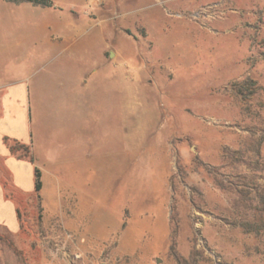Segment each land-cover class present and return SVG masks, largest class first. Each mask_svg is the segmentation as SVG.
<instances>
[{
  "label": "rangeland",
  "instance_id": "obj_1",
  "mask_svg": "<svg viewBox=\"0 0 264 264\" xmlns=\"http://www.w3.org/2000/svg\"><path fill=\"white\" fill-rule=\"evenodd\" d=\"M48 1L0 3L45 208L0 167V264H264V0Z\"/></svg>",
  "mask_w": 264,
  "mask_h": 264
},
{
  "label": "crops",
  "instance_id": "obj_2",
  "mask_svg": "<svg viewBox=\"0 0 264 264\" xmlns=\"http://www.w3.org/2000/svg\"><path fill=\"white\" fill-rule=\"evenodd\" d=\"M7 4L10 14L13 12L14 7H18L20 3H14L11 1L0 0V3ZM29 3V2H27ZM17 9V8H14ZM2 11H0L1 20ZM9 27V25H6ZM3 29V24L0 21V31ZM10 29V28H7ZM104 60L109 59V52L107 49L103 52ZM0 86V167L8 174L11 182L17 189H22L31 196H35L34 192V167L35 163L30 162L26 158H19L16 154L12 153L10 147L5 142L6 139H14L18 144L26 146L28 145V134L26 130L27 120H25V101H26V89L22 80L19 82L10 83L6 86V90L2 91ZM26 143V144H25ZM34 157V155L32 154ZM35 159V157H34ZM39 168V167H38ZM40 172L42 170L39 168ZM59 188H57L58 197V210L59 216L62 215L61 205L62 198ZM0 187V211L3 206H8L10 214L0 215V224L4 225L10 232H18L20 230V222L18 220V213L16 206L14 207L9 201L2 198V192ZM41 191V190H40ZM40 195V192H39ZM27 197V195H26ZM30 197V196H29ZM41 198V197H40ZM41 207H43L41 200ZM45 209V208H44ZM1 214V213H0Z\"/></svg>",
  "mask_w": 264,
  "mask_h": 264
},
{
  "label": "trees",
  "instance_id": "obj_3",
  "mask_svg": "<svg viewBox=\"0 0 264 264\" xmlns=\"http://www.w3.org/2000/svg\"><path fill=\"white\" fill-rule=\"evenodd\" d=\"M6 1H11V2H14V3H21V2H29L31 3L32 5H39V6H43V7H46V6H51L52 3L49 2L48 0H6ZM248 84L245 86L247 88ZM250 86V85H249ZM253 87H250L249 88V91L251 90L252 91ZM264 140V136L263 137H259L251 146H250V150L252 152L255 153L256 156H259V147L261 145V143L263 142ZM10 150L12 151V153L16 154L19 158H26L28 159L30 162L32 163H35V159L34 157L32 156V154H30V151H29V148L26 147V146H23L21 144H18L17 142H14L13 145L10 146ZM22 150L21 153H19L20 151ZM234 154H230L228 156V158L230 160H233V161H240L241 158L239 155L237 158H235L234 155H238L240 154V152L238 150H235L233 152ZM258 159V158H257ZM258 161L255 160L254 162V165L255 167H258ZM263 172H264V168L262 169ZM214 169H209V172L211 174L214 173ZM214 175V174H213ZM215 176V175H214ZM40 177H41V172L39 170V168L37 166L34 167V192H35V196L36 198L38 199V207L40 208V210L42 209L41 207V198H40V195H39V192L41 190V187H42V183H41V180H40ZM215 185L221 189H225L226 187H231V182L229 183H226L222 180H219V179H215ZM242 181V180H241ZM231 185V186H230ZM234 185H240L238 189L239 193H241L242 195L244 196H247L249 193H250V190L252 186L249 185V183H246V181L241 184H234ZM233 188H236V187H233ZM245 188H249V189H245ZM256 194H257V197H258V202H257V205L254 207V215H253V219L250 221L248 220H242L240 223H239V226L242 228L243 232L244 233H252L256 236H260L262 237V244L264 246V189L261 190V191H257V188H256ZM18 217H20V213H18ZM39 217H40V214H39ZM41 218V217H40ZM125 225V223L123 224ZM20 227H22V224H20ZM263 256H264V250H263Z\"/></svg>",
  "mask_w": 264,
  "mask_h": 264
}]
</instances>
